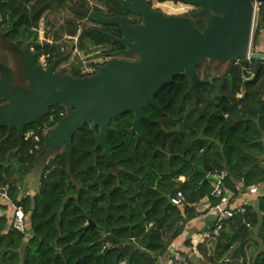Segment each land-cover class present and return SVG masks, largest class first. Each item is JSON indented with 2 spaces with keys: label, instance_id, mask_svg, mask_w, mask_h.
Segmentation results:
<instances>
[{
  "label": "trees",
  "instance_id": "obj_1",
  "mask_svg": "<svg viewBox=\"0 0 264 264\" xmlns=\"http://www.w3.org/2000/svg\"><path fill=\"white\" fill-rule=\"evenodd\" d=\"M98 1L106 15L126 14L118 0ZM258 2L254 48L264 30V0ZM68 3L90 8L88 0H0V27L8 41L28 47L37 60L44 56L49 66L69 58L75 48L86 54L92 48H111V39L91 20L76 44L58 43L62 33L73 36L80 29L74 21H67L52 43L39 41L45 14ZM117 29L101 27L120 36ZM212 63L218 70L221 63L211 60L197 66L198 75L212 81L198 86L196 95L188 92L185 76H176L156 95L163 113L153 105L144 109L155 120L142 121L151 142L130 130L133 112L110 120L107 141L115 166L103 148L95 149L98 129L92 130L89 123L73 136L72 161L65 150L46 159L48 133L40 127L53 113L52 129L67 113L63 105L53 106L26 126L22 138L15 128L0 125V194L6 197L0 203V264H162L174 253H181L187 264H196L197 253L203 264L240 259L264 264V195L253 204L232 205L240 193L264 183V62L256 69L255 63L239 60L221 76L213 75ZM82 70L75 56L59 73L86 76ZM30 131L33 134L27 136ZM40 155L44 166L39 186L30 194L23 180L34 171ZM200 168L217 175L220 182L207 178ZM217 184L222 198L231 197L230 216L219 233L210 230L196 253L187 226L201 215L198 205L203 199L213 206L221 203L222 198L215 196ZM178 192L183 193L182 205L172 202ZM15 206L23 208L24 232L14 229L8 216ZM181 238L172 253L173 243Z\"/></svg>",
  "mask_w": 264,
  "mask_h": 264
},
{
  "label": "water",
  "instance_id": "obj_2",
  "mask_svg": "<svg viewBox=\"0 0 264 264\" xmlns=\"http://www.w3.org/2000/svg\"><path fill=\"white\" fill-rule=\"evenodd\" d=\"M198 6L195 18L204 19L201 29L192 17L166 14L154 10L147 0H119L123 8L143 18V23L132 25L124 15L105 16L91 8L74 7V12L88 16L101 25L117 26L123 36L101 33L113 43L125 46L113 53V58L99 65L92 75L73 77L56 73L60 59L42 68L28 47L13 44L17 53L19 71L28 81V87L13 85V68L0 64V125L15 128L23 137L25 127L57 105L67 109L66 115L48 132L44 141L47 150L64 148L73 160V136L86 123L95 135L97 147L103 148L115 166L107 131L113 117L126 112L134 113L131 131L151 142L142 124L143 120L155 122L144 109L148 105L163 108L156 99L157 93L173 82L176 76L189 81L188 92L197 94V87L211 83L197 73L204 60L229 65L241 60L247 62L255 18L254 0H172ZM118 55L137 56L134 61L120 59ZM264 53L253 54L257 69ZM207 178H219L200 168ZM94 224L92 223L91 226ZM214 228L208 221L205 232Z\"/></svg>",
  "mask_w": 264,
  "mask_h": 264
},
{
  "label": "rangeland",
  "instance_id": "obj_3",
  "mask_svg": "<svg viewBox=\"0 0 264 264\" xmlns=\"http://www.w3.org/2000/svg\"><path fill=\"white\" fill-rule=\"evenodd\" d=\"M88 1H89L91 8H104V5L101 4L98 0H88ZM155 1L156 0H154L153 2H155ZM155 4L161 8V11L166 12L167 14H181L182 12H185L186 10H189V8H190V6H186L182 2H176V1H172V0L171 1H165L162 3H155ZM74 7H75L74 4L68 3L65 7L61 8L57 11L46 13L45 16L43 17L42 21L40 22V25L38 28L39 41L52 43L54 41L53 37L55 36L56 32L62 33L60 31V29H62L64 27V24L67 21H74V22L79 23L80 29L77 30V33L73 36H71L67 33H64V34L62 33V36H61L60 40H58V43H60V44L64 43L65 44L66 42L71 41L74 44H76L82 27L85 24H87V25H92V24L89 23L88 16H85V18L78 17L74 13ZM255 27H256V14H255L254 23H253V32H252L251 44H250V46H251L250 48L252 50L255 49L253 46V35H254ZM64 29L65 28H63L62 30H64ZM66 32H67V30H66ZM262 33H263V35H262L261 39L259 40L257 47L262 53H264V30ZM0 41H1V36H0ZM5 41H7V40L5 39ZM9 43L12 44L11 42H9ZM2 56L5 57L6 59L9 58L11 60L13 57L11 50H9L8 47H6V45H4L3 43L0 42V59H3ZM75 56H79V59L82 62L83 72H85V73H93L94 72L93 71L94 66L92 64L102 65V63L105 60V54L103 52V48H98V49L92 48L90 53H87V54L84 53L83 50L75 48L72 51V53L70 54L69 58H67L66 60L60 61L56 65V71H59V70L64 69V68H69L70 62L75 58ZM5 58H4V60H6ZM211 65H213L211 71H212L214 76L215 75L221 76L222 74H224L226 72V70L229 66L228 63H221V64H219L218 70H217L216 67L214 66L215 63H212ZM13 85L16 86V84H14V83H13ZM241 95L242 94H239V96H241ZM43 149L45 150L44 156H47L46 159H49L52 156H54L55 154L62 152L64 150V148H62L60 150H54V151L53 150L48 151L45 148H43ZM44 156L40 155L39 158H37L34 171H32L27 176H25V178L23 180V184L25 185V191H28V193H30V194L35 193L38 186H39L41 171H42L43 166H44V162H43ZM180 180H182V181L185 180V177H180ZM23 189H24V187H23ZM4 198H6L5 195L0 194V203L5 202ZM13 208H11V210L8 214V216H10V217L12 216L11 211L13 210ZM185 234H186V232H185ZM250 257H251V254L248 253V259H250ZM200 259H203V257L200 253H197L196 257L193 259V261L196 264H203L200 261ZM226 264H247V263H244V261L242 259H240V260L227 261Z\"/></svg>",
  "mask_w": 264,
  "mask_h": 264
},
{
  "label": "built area",
  "instance_id": "obj_4",
  "mask_svg": "<svg viewBox=\"0 0 264 264\" xmlns=\"http://www.w3.org/2000/svg\"><path fill=\"white\" fill-rule=\"evenodd\" d=\"M254 5H255V14L257 15L258 6H259L258 0H254ZM257 52H261L258 49V47H256L253 50L251 48H249L248 53L246 54V60L251 66L255 63V60L253 58V54L257 53ZM37 62L39 63V65L42 68H47V66H48L46 58L44 56H41ZM262 62H264V57L262 58L261 63ZM247 72L249 74H252V68L251 67L247 68ZM54 120H55V116L53 113H51L43 121V126H41L40 128H42L45 133H48L51 130V123H53ZM32 134H33V131H30L29 133H27V136H30ZM215 176L218 177L217 175H215ZM222 195H223V189L220 186H218V184H217L215 196L222 198ZM230 199H231L230 196L223 197L222 201L219 205L213 206L211 204L210 200L208 198H206L207 203L204 204L201 208H198V210L201 212V214L204 213L205 211H208V210H212L215 212L214 228H213L215 233H219L220 229L222 228L224 220H226L230 216V210L227 209V206L229 204ZM172 202L174 204H177V205H182L183 204V193L178 192V194L172 199ZM11 217H12V227L14 229L21 231V232H24L25 231V221H24L25 216H24L23 208L21 206H15L14 212H13ZM209 235H210V232L205 233L204 236H202V238H201V242L204 241V239L206 237H208ZM192 240H193V244H194L193 249L197 253L196 246L200 242H197L196 239H194V238ZM106 245L109 246L110 244L107 243ZM162 264H187V260L185 259V257L181 253H174L172 258L166 259L165 261H163Z\"/></svg>",
  "mask_w": 264,
  "mask_h": 264
},
{
  "label": "flooded vegetation",
  "instance_id": "obj_5",
  "mask_svg": "<svg viewBox=\"0 0 264 264\" xmlns=\"http://www.w3.org/2000/svg\"><path fill=\"white\" fill-rule=\"evenodd\" d=\"M153 1L154 0H147V3L154 10H161V8L159 6H157L155 3H162V2H165V1H171V0H163V1L162 0H156L155 2H153ZM176 2H181V1H176ZM184 4L186 6H190L189 10H186L185 12H182L181 14H171V15H183V16H187V17H192V18L195 19V21H196L198 26H200L201 24H204L203 28H201V29H204L205 25H206L205 20L204 19H200V18H195V17L192 16V14L198 12L200 10V8L198 6H195V5L186 4V3H184ZM100 9H104V8H98V9L97 8L96 9L95 8H91V10H96V11L102 12L105 16H109V15H106L104 13V11L100 10ZM124 10L126 12V14L124 16L127 17V19L131 22L132 25L143 23V18L141 16L133 14V13H131L130 11H128L126 9H124ZM92 24H93V26L95 27L96 30L102 32L101 31V27H103L104 25H101V24L95 23V22L94 23L92 22ZM107 26H111L113 32H116V30H118L117 29L118 27H116V26H112V25H107ZM107 32L111 33L110 31H107ZM122 36H123V33L121 31V35L117 36V37H122ZM3 43L6 45V47H8L9 50H11V53H12L13 57H12V60L11 59L8 60V59H6L5 57L2 56L3 59L0 60L1 61L0 63L8 64V65H10L13 68V71H14L13 83L14 84L20 85L22 87H26L27 88L28 87V81L25 79V77L19 71L18 56H17V53L13 50V45L10 44L7 41H3ZM125 48H126L125 46H122L120 44L113 43V42H112L111 48H108V47L107 48H103V52L105 54V60L102 63V65H104L106 62H108L109 60H111L113 58V53L114 52H117V51H120V50H124ZM118 57L120 59L129 60V61H134V60L137 59V56H134V57L131 56L130 57V56L118 55ZM4 58L7 60L6 62L4 61ZM92 65L94 66V70H93L94 72L93 73H85V72H83V73H85L86 75L94 74L97 71V68H98L99 64H92ZM59 71H56V73L61 75V76H63L62 74L59 73Z\"/></svg>",
  "mask_w": 264,
  "mask_h": 264
},
{
  "label": "crops",
  "instance_id": "obj_6",
  "mask_svg": "<svg viewBox=\"0 0 264 264\" xmlns=\"http://www.w3.org/2000/svg\"><path fill=\"white\" fill-rule=\"evenodd\" d=\"M1 20H2V16L0 15V21ZM4 33H5V31L0 27V36H1V41L0 42L1 43H3V41H5V39H6L5 36H4ZM8 42H11V41H8ZM11 43H12V45L16 44L15 42H11ZM7 59L9 60V58H7ZM4 61L6 62L7 60H4ZM0 64H2V63H0ZM262 195H264V183L259 184V185H254V186L248 188L245 192L240 193L236 197V199H235L236 201L232 202L233 203L232 205L236 206V205H242V204H245V203L253 204V203H255L257 201L258 197H260ZM206 203L207 202H206V198H205L199 203L198 208H201ZM214 219H215V212L214 211H212V210L205 211L204 213L199 215L196 219L192 220L188 224L187 231H188V233L191 234L192 238L196 239L197 242H201L202 236H204L205 233H209L210 232V230L205 232V227L207 226V222L208 221H213L214 222ZM182 240H183V238H181V240L176 241L175 243H173V245L171 247V252L172 253L174 252L175 248H178L181 245ZM162 262H163V260L161 261V263Z\"/></svg>",
  "mask_w": 264,
  "mask_h": 264
},
{
  "label": "clouds",
  "instance_id": "obj_7",
  "mask_svg": "<svg viewBox=\"0 0 264 264\" xmlns=\"http://www.w3.org/2000/svg\"><path fill=\"white\" fill-rule=\"evenodd\" d=\"M38 61V60H37Z\"/></svg>",
  "mask_w": 264,
  "mask_h": 264
}]
</instances>
